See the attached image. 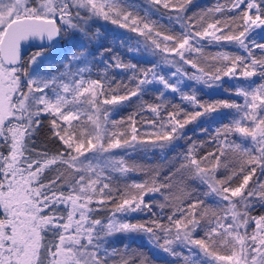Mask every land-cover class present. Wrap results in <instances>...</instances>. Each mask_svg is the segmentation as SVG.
<instances>
[{
    "label": "snow or ice",
    "instance_id": "1",
    "mask_svg": "<svg viewBox=\"0 0 264 264\" xmlns=\"http://www.w3.org/2000/svg\"><path fill=\"white\" fill-rule=\"evenodd\" d=\"M150 3L173 10L176 21L184 25L182 31L170 35L155 29L146 16L140 17L123 0H0V149L6 150L0 151V264H109L115 250L109 252L106 238L138 231L150 234V239L154 238L164 252L174 257L180 253L173 245H183L193 246L215 264H264V214L251 215L256 207L264 208V181L255 178L258 168L260 175H264V82L236 89V94L244 98L243 104L221 100L203 105L194 95L182 94V99L203 109L187 116L183 123L178 119L179 112H168L165 121L160 117L161 105H148L147 109L159 120V123L155 120L149 123L156 129L153 135L155 142H162L161 148L177 139L179 130L199 116L220 108L234 109L235 116L231 124L215 131L211 138V143L216 145L213 151L198 156L194 147H190L184 162L163 181L154 179L151 186L147 182L132 185L138 195L122 193V202L116 204L105 223L103 219L91 218L93 209L89 205L95 200L102 209L113 200L110 185L102 183L101 178L107 169L127 173L130 168L123 159L112 156L111 150L132 146L140 135L135 114L128 118L132 126L127 128L123 120H110L111 108L137 96L143 85L154 81L172 92L179 91L178 84L156 75L153 66L136 77L138 83L134 89L119 95V85L113 88L111 83L106 84V77L85 79L84 67L72 71L73 61L87 62L84 52L68 58L65 71L58 75H35L22 66L23 42L47 39L51 46L62 34L87 36L89 20L101 18L145 36L155 49L191 64L200 75L194 74L189 79L208 84L223 76L245 80L257 75L264 78V43L253 42L250 46L246 42L253 28L264 26V3L260 0H229L228 5H219L201 14L198 25L194 17L186 18V9L192 0H150ZM237 10L240 11L236 16L207 22L213 13ZM226 31L229 34H224ZM197 38L235 42L248 55L219 53L215 59L230 63L208 72L186 56L200 51L194 43ZM253 48L261 50V57L253 55ZM41 55L40 51L34 53L29 63L35 64ZM115 67L136 68L119 60ZM179 73L181 68L177 67L172 76ZM43 115L49 118L51 138L62 145L51 155L29 147ZM109 124L112 129L122 130L109 131ZM234 135L241 137L242 142L231 140ZM230 153L237 158L238 167L229 160ZM53 167H57L56 175L44 182V173ZM221 168L229 172L223 178L217 175ZM176 173H187L188 179L206 185L223 203V215L216 211L210 215L208 209L200 211L203 201L194 198V189L187 190L185 177L181 175L176 198L182 202L191 200V203L177 208L167 217V224L153 220L154 227H149L116 218V213L151 211L144 196L171 193ZM65 187L69 188L67 195L62 190ZM164 199L165 203L159 205L161 209L172 197L165 195ZM60 204L70 205L66 218L56 212ZM253 223L255 228L249 232ZM200 230L204 235L196 238L194 234ZM49 233L52 239H47ZM161 239L163 243H159ZM199 253L193 254L190 264H197L195 256ZM138 261L146 264L138 257H121L120 264ZM185 264H189L187 259Z\"/></svg>",
    "mask_w": 264,
    "mask_h": 264
},
{
    "label": "rangeland",
    "instance_id": "2",
    "mask_svg": "<svg viewBox=\"0 0 264 264\" xmlns=\"http://www.w3.org/2000/svg\"><path fill=\"white\" fill-rule=\"evenodd\" d=\"M124 1L127 4L137 6V8L142 10V12L146 15L147 21L150 22L155 29L163 33L164 31H171L173 29V31L179 34L184 28L183 24L176 21V13L171 9H164L162 6L153 5L150 3V0H123V2ZM197 1L199 2L200 0H192V3L188 6L190 7L195 5ZM216 1H218V3H216L213 7H217L219 5H228L229 2V0ZM220 16V13H213L209 17L207 22H211L212 19H219ZM86 28L87 36H84L81 33H76L75 35H67V39H65L66 41L64 40L62 43L55 42L54 44H52L48 50H45L46 52L44 51L42 55L37 58L35 64H30L29 58L27 60V65L25 69H27L29 73H33L35 75H58L60 72L65 71L64 65L69 63L68 58H70L74 53L78 54L80 52H84L87 54V62L77 63L73 61L71 65L72 71H76L78 67H84L86 69L84 73V78L93 79L92 75H96V73L99 74L100 67L103 66L102 64H105L107 58L113 56V51L118 50L119 53L126 55L128 54V56L130 57L139 58L144 61L149 60L151 64L146 70L151 69L153 66H155L156 75L165 76L170 80V82L178 84L179 87V91L172 92L170 89H165L163 85L155 81L153 83L143 85L141 87V91L138 93L137 96L130 97L129 100L122 102L115 108H111V106H106L111 108L110 120H115V117L119 115L118 113L120 110L123 111L129 106H135L134 103L136 100H139V98H151L154 102L153 106H156L155 103L158 102V96L160 95V93L169 95L172 94L173 96H176L180 99L182 98V94L195 96L197 91H203V93L206 94L221 93L224 90L222 86V81H226L229 85H237V80L243 79V77L230 78L228 76H223L219 81H209L208 84H205L202 81L189 79V77L194 74L200 75L197 69L192 68L191 64L183 63V61H180L178 57H174L172 54H166L158 49H155L154 46L151 44V41L145 36L138 35L137 33L132 32L127 28H121L118 25H114L110 21H105L101 18H92L91 20H89L88 24L86 25ZM197 30L200 29L198 28ZM165 34L168 33L166 32ZM262 35H264V26L259 28H253L247 35L246 42L251 46L254 42V39L256 37L261 38ZM158 39L162 40V37ZM194 43L195 46L200 49V51L186 53V56L189 59H192L197 62L198 67H202L200 65V59L205 60L206 57L204 54H202V50L204 47H214L222 45L223 47H232L241 51L243 50L235 42H230L226 40L216 42L214 40H210V38H205L203 40L197 38ZM64 47L68 48V55L66 57L64 56V58H58V54L62 52ZM243 52L245 51L243 50ZM165 58H167L168 62H166ZM223 63L230 62L222 61L221 64L216 67H220ZM177 67L181 68V73L177 74L176 77H173L172 73L176 71ZM215 68H206L205 70L208 72H213L215 71ZM115 70H117L116 67ZM151 78L152 73L149 72V79ZM48 94L52 95L51 91H49ZM150 105H152V103ZM44 117H46V115H43L41 118ZM107 127L110 131L109 125ZM128 138L130 139V135ZM240 142H242L241 137ZM159 143L162 142H155V140L147 142L146 140H143L142 137H138V142L132 144V146H125L111 150L112 156H114L116 159H123L125 164L130 168L127 173H121L120 171L113 169H107L105 171L104 177L101 178L102 183H108L110 185L111 194L114 192L122 194L127 191L131 194L138 195V190L132 187V185L147 182L149 186H151L155 178H151L150 180L148 178V174L153 175L154 172H156L158 165L160 168L163 166L167 167L166 160H168L170 164L171 161H174V152L176 151L175 147L182 144L181 131L177 139L171 141L170 143H166L165 147H159ZM59 145L62 147L61 144ZM248 145L250 146V142H248ZM185 154L186 153L184 152L179 153L177 155L179 159H182L180 160L181 162H184L183 158ZM85 155L88 156L89 159H93L91 154L86 153ZM85 163H87V161H85ZM93 163H95L94 160ZM60 170H63L62 166H60ZM259 173L260 169L258 168L256 177L259 175ZM184 177L187 180V182H185L187 186L197 183V185H199L205 190L206 194H208L211 199L219 200L218 197L210 193V190L206 185H202L198 181L188 179L187 173H185ZM160 179L158 180L163 181V178ZM178 179H180V177L179 175H176V180ZM178 184L180 183L178 182ZM175 190L178 192L179 188H175ZM176 191L171 195L172 199L167 201V204H173L175 202V200L173 199H175L174 197L176 196ZM68 193L69 188L67 187L66 195ZM160 194L161 193H147L144 196V201L150 204L151 208H153L157 212H161L162 210L166 209V206L163 209H161V207L159 206L160 204L165 203V199L161 200ZM95 205H98L95 200L89 205V207L93 209L92 213L90 214L92 219H98L97 215L99 212H101L100 209H98ZM59 206L64 209V214L66 218L70 205L66 207L64 204H60L57 207ZM113 211L114 209L111 211V213H113ZM109 215L106 218H103L105 223L107 222V218L109 217ZM122 215L124 214L116 213V218L121 219ZM61 216L63 215L61 214ZM254 228L255 224L253 223L249 228V232L254 230ZM198 232H196L194 235L197 236ZM200 232H202V230ZM158 235L163 237V233H158ZM159 243H163V239H161ZM136 245L147 247L148 251L151 253L152 256H158L167 263H170L174 260H178L179 258H184L187 259V261L190 260L191 262L194 258L193 254L199 253V250L194 248L193 246L185 247L183 245H173L175 251L177 253H180L178 257H174L169 253L164 252L163 249L158 246L156 240L154 238L150 239V236L145 234L143 231L128 233L121 232L106 238L105 246L107 247L109 252L115 250V255H113L109 259V264H120L121 257H124L126 259L130 258V255L135 253L133 252V248H135ZM195 260L197 261V264H200V262H203V264H215V262L211 261V258L205 257L203 253H199V255L195 256Z\"/></svg>",
    "mask_w": 264,
    "mask_h": 264
},
{
    "label": "trees",
    "instance_id": "3",
    "mask_svg": "<svg viewBox=\"0 0 264 264\" xmlns=\"http://www.w3.org/2000/svg\"><path fill=\"white\" fill-rule=\"evenodd\" d=\"M261 3H264V0H260ZM125 3V1H124ZM218 1L216 0H200L199 2L193 6H188L186 9V18L187 17H194V23L199 24L198 17L206 13L208 9H214L213 7ZM134 12L141 16H146L145 13L142 12L137 6H133ZM238 11H232L228 12L225 11L224 13H220L219 19H226L229 16H236L238 14ZM149 18V17H148ZM168 33L171 35H177V32L167 30L164 31V33ZM224 34H229L227 31ZM65 39H67V35L63 37L60 43H62ZM66 41V40H65ZM255 43H264V35H262L261 38L256 37L254 39ZM91 49V48H88ZM48 50V49H45ZM44 49H36L31 48L27 52V60L36 52H44ZM68 48H65L62 50L60 54H58V58H64L66 57ZM203 53L206 57L205 60L200 59V65L204 69H211L212 67L215 68L216 66H219L222 62V60L215 59L217 57V54L219 53H228L231 56H244L247 57L246 52H243V50H238L234 48H228L220 46H210V47H204ZM46 52V51H45ZM98 54V53H97ZM253 54L256 57H261L262 53L261 50L258 48H253ZM113 56L110 58H107L105 64H102L103 66L100 67V73H96V75H92L93 79H103L106 77L105 83H111L113 88H116L119 85L118 94L123 95L125 91H131L136 87V84L138 83V80L136 77H141L142 72L145 71L148 66H150V62L141 60L139 58L130 57L128 54H121L118 52V50L113 51ZM119 60L125 65H135V69H124V68H117L115 70V63ZM250 62V61H249ZM98 71V72H99ZM264 82V78L260 77L259 75L252 77L250 80L240 79L237 80V85H229L226 81H222V86L224 88L223 92L221 93H212V94H206L203 93V91H197L196 92V100L199 104L208 105L213 104L217 101H229V102H235L237 104H243L244 98L242 96H239L236 94V89L240 88L242 86H246L249 83H254L256 85ZM154 104L153 100L151 98L145 97V98H139V100L135 101V106L128 107L124 109L123 111H119V115H117L115 118L116 121L123 120L125 122V127L130 128L132 126V122L128 119L130 116H133L135 114V120H136V127L140 133L139 137L143 140H146L147 142L154 141L155 136L153 133L156 131L152 127V125L149 123V121H157L159 123V120L157 116L152 113L150 110L147 109V106ZM156 105H161L160 108V117L163 118V120H167L168 112H179L178 119L181 123H183L184 119L187 118V116H190L191 114H194L197 111H203L198 105H194L191 102L187 100H183L182 98H177L176 96H173L172 94H161L158 96V102L155 103ZM141 105H144V108H141ZM235 116V110L234 109H227V108H220L218 111L208 114V115H202L197 117L195 120L189 122L188 124H185L183 129H181V136H182V144L175 147L176 151L174 152L175 159L174 161H171V164L166 160L167 167H159L157 166L156 172L151 176L148 174V178L151 180V178L160 179L167 177L169 173H174L176 170L180 167L181 162L179 157L177 156L179 153H187L188 149L190 147H194V151L198 156H203L209 151H213L216 147L215 144L211 143V138L215 134V131L218 128H221L222 126L226 124H231L233 117ZM48 116L44 117L41 121V126L35 130L34 135L31 137V140L29 141V147L38 149L39 152H46L49 154H53L57 152L62 147L59 145L61 144L58 140L51 138V131L50 126L48 123ZM110 131H121L122 129H112L111 124H109ZM130 135V134H129ZM231 140H235L236 142H240V137L238 135H234L230 137ZM33 156H35V153H32ZM229 160L236 166H239L238 160L235 157L234 154H229ZM56 169V168H55ZM50 171V170H49ZM258 171V169H257ZM152 172V171H148ZM49 173V172H48ZM48 173H45L47 176ZM159 173V176L157 174ZM229 172H226L223 168L219 170L217 173L219 178H223L224 176L228 175ZM44 175V176H45ZM176 175H185V173H176ZM54 174H51L49 178H53ZM256 179H259L261 181L264 180V175H259L255 177ZM161 180V179H160ZM180 180V179H178ZM178 180H174V187L171 190V193H165L160 194L161 200H164L165 195H172L175 193V188H179L180 184H178ZM187 182L186 179H184V183ZM238 183V181L236 182ZM187 190H195L196 197L199 200L203 201V207L200 209V211H204L205 209L209 210V214L211 215L212 211H216L223 215L222 212V202H220L218 199L213 200L211 199L208 194H206L205 190L200 187L199 185L192 184L188 185L185 183ZM179 194V191H176V196ZM113 200L108 201L103 208L101 209L99 205H95L98 209H100L101 212L98 213L97 218L103 219L106 218L113 209H115L116 204L121 203V193L114 192L112 193ZM176 196L174 197L175 202L173 204H166V209L162 210L161 212H157L153 208H151V211L143 210V211H136V212H130L127 214H124L121 216V219L130 222L133 224H145L149 227H154L152 225L153 220L160 221L164 224L168 223L167 217L171 215L174 211H176L177 208L186 207L187 204L191 203V200H184L183 202L180 199H177ZM165 201V200H164ZM264 214V208L256 207L253 209L251 215L258 216ZM59 215V214H58ZM177 218H179V214L177 213ZM201 231V230H200ZM198 232L196 238H200L204 235V231ZM148 236L150 234L144 232ZM159 233V232H158ZM157 233V234H158ZM47 239H52L51 233L47 235ZM133 253L130 255V258H136L143 259L146 261V264H185L186 259H178L174 260L172 262H166L163 259L157 257H154L151 255V253L148 251L147 247L145 246H138L136 245L135 248H133ZM190 264V260L188 261ZM139 264V261L137 262Z\"/></svg>",
    "mask_w": 264,
    "mask_h": 264
},
{
    "label": "water",
    "instance_id": "4",
    "mask_svg": "<svg viewBox=\"0 0 264 264\" xmlns=\"http://www.w3.org/2000/svg\"><path fill=\"white\" fill-rule=\"evenodd\" d=\"M60 39H61V37H59L56 41H58ZM32 47H34L36 49H44L45 50V49H49L50 44L47 41V39L40 40L39 38L23 42L22 47H21V60H22V66L24 68H26V65H27V57H28L27 51Z\"/></svg>",
    "mask_w": 264,
    "mask_h": 264
},
{
    "label": "flooded vegetation",
    "instance_id": "5",
    "mask_svg": "<svg viewBox=\"0 0 264 264\" xmlns=\"http://www.w3.org/2000/svg\"><path fill=\"white\" fill-rule=\"evenodd\" d=\"M66 36V34H62L61 35V39L60 40H58V41H56V42H61V40L63 39V37H65ZM34 48V47H33ZM31 49V48H30ZM43 118H41V120H42ZM38 150V149H37ZM0 151H5L6 152V150L5 149H0ZM39 151V150H38ZM56 153V152H55ZM49 154V153H48ZM54 154V153H53ZM49 155H51V154H49ZM56 168V169H55ZM60 170V169H59ZM62 171V170H61ZM49 172V173H48ZM45 173H48V175L46 176L45 175ZM44 173V177H43V179H44V182H47V180L48 179H50L49 178V176H51V174H54V176L56 175V173H57V167H53L52 169H50V171L49 170H46V172ZM63 191H64V193H65V195H66V190H67V187H65V188H63L62 189ZM56 212H57V214H62L63 215V217H65V214H64V209L61 207V206H59V207H57L56 208Z\"/></svg>",
    "mask_w": 264,
    "mask_h": 264
}]
</instances>
